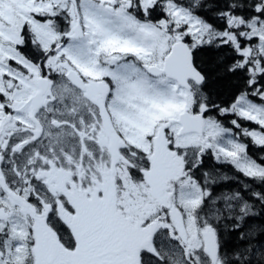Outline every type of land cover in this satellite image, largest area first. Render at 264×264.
<instances>
[{
    "label": "snow or ice",
    "instance_id": "snow-or-ice-1",
    "mask_svg": "<svg viewBox=\"0 0 264 264\" xmlns=\"http://www.w3.org/2000/svg\"><path fill=\"white\" fill-rule=\"evenodd\" d=\"M0 264H264V0H0Z\"/></svg>",
    "mask_w": 264,
    "mask_h": 264
}]
</instances>
